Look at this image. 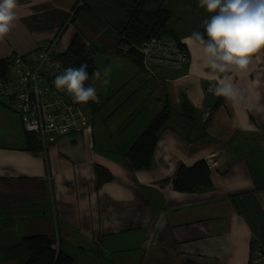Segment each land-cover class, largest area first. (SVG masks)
Masks as SVG:
<instances>
[{
    "label": "crops",
    "instance_id": "crops-1",
    "mask_svg": "<svg viewBox=\"0 0 264 264\" xmlns=\"http://www.w3.org/2000/svg\"><path fill=\"white\" fill-rule=\"evenodd\" d=\"M141 1L17 0L0 61L35 53L63 28L61 51L80 31L93 61L103 62L96 70L111 71L96 87L91 76L99 106L87 109L90 133L37 152L25 149L17 113L0 102V264H25L20 242L31 235L58 238L72 264H248L253 244L264 242V49L246 70L219 72L189 39L211 16L199 0H143L145 10L171 12L168 29L190 59L181 70L153 66L151 74L117 53L129 48L119 39L126 12ZM225 81L237 101L216 94ZM182 96L193 124L177 115ZM165 104L172 113L152 165L134 171L123 156ZM200 160L211 188L175 192L176 169ZM97 167L112 179L98 183Z\"/></svg>",
    "mask_w": 264,
    "mask_h": 264
},
{
    "label": "built area",
    "instance_id": "built-area-1",
    "mask_svg": "<svg viewBox=\"0 0 264 264\" xmlns=\"http://www.w3.org/2000/svg\"><path fill=\"white\" fill-rule=\"evenodd\" d=\"M59 35L60 31L27 57L11 56L7 60L6 77L0 78V102L12 106L23 131L35 135L42 148L59 137L90 133L86 104L74 103L53 83L64 70L59 57L63 52L58 48ZM135 49L142 57L143 69L151 74L153 66L176 71L190 63L189 54L172 36L151 38ZM204 116L208 117L209 113ZM51 248L58 251V238L54 237ZM263 248V242L253 244L248 264L262 263Z\"/></svg>",
    "mask_w": 264,
    "mask_h": 264
},
{
    "label": "trees",
    "instance_id": "trees-1",
    "mask_svg": "<svg viewBox=\"0 0 264 264\" xmlns=\"http://www.w3.org/2000/svg\"><path fill=\"white\" fill-rule=\"evenodd\" d=\"M142 1L139 6L127 10V18L121 29L120 37L122 38L121 42L128 44L129 48L124 54L120 50L117 51L119 55H123L133 65L141 69L143 68L142 57L135 47L140 46L143 42L151 38H157L162 35L172 36L167 26L171 12L162 6L155 10H145ZM62 29L63 28L60 30ZM198 32L203 33L206 38L205 31L199 30ZM83 41L84 37L82 33L78 31L73 36L66 50L59 54V57L63 62L64 69L79 67L81 64H86L90 79L95 71L92 57L93 51L92 49H88ZM7 60L8 59L0 61V78L6 77ZM87 85H89V80L86 81V86ZM86 105L92 112L99 106V102L94 103L89 101ZM171 113V108L165 104L162 111L153 118L147 128L144 129L125 152L123 158L132 170H148L151 167L153 151L159 133L166 129ZM177 115L190 124L195 122V110L184 96L180 99ZM24 143L27 151L37 152L42 149L39 139L33 134L25 133ZM96 175L98 183L109 182L112 179V176L103 168L97 167ZM171 185L172 189L178 193L191 194L209 190L211 188V180L207 163L200 160L189 167L180 165L175 171L171 180ZM53 243V236L31 235L23 237L20 245L22 246V251H24L27 256L25 264H72L73 261L67 254L61 250L57 252L52 250L51 246Z\"/></svg>",
    "mask_w": 264,
    "mask_h": 264
},
{
    "label": "clouds",
    "instance_id": "clouds-1",
    "mask_svg": "<svg viewBox=\"0 0 264 264\" xmlns=\"http://www.w3.org/2000/svg\"><path fill=\"white\" fill-rule=\"evenodd\" d=\"M199 5L209 14L205 20V33L195 32V39L202 46L211 68L226 72L235 68L244 71L251 58L264 49V0H199ZM17 0H0V42L11 31L17 19ZM59 67V66H58ZM96 70L93 75L100 79L110 73ZM89 80L87 65L64 69L53 81L57 90L68 94L74 103L99 102L96 89L86 86ZM108 83V79H104ZM216 94L237 101L239 93L226 81L216 88Z\"/></svg>",
    "mask_w": 264,
    "mask_h": 264
},
{
    "label": "rangeland",
    "instance_id": "rangeland-1",
    "mask_svg": "<svg viewBox=\"0 0 264 264\" xmlns=\"http://www.w3.org/2000/svg\"><path fill=\"white\" fill-rule=\"evenodd\" d=\"M120 32H121V31H120ZM120 32H119V39H120ZM168 36H170V35H168ZM172 37H173V36H172ZM83 42H84V44H86L85 39H84ZM120 42H121V40H120ZM138 47H139V46H138ZM138 47H135V48H138ZM127 50H128V49H127ZM127 50H125L124 53H125ZM117 51H118V50H117ZM120 51H122V50H120ZM122 52H123V51H122ZM93 54H94V52H93ZM93 63H94V66H95V71H96V68H98V69H102L103 62H102L101 59L95 58L94 61H93ZM95 71H94V72H95ZM153 71H154V70H152L151 72L153 73ZM93 78H95V77H93ZM99 81L101 82V78H100V79H96V78L93 79L94 87H96L95 84L97 85V84L99 83ZM89 85H91V78L89 79ZM86 109H88L87 105H86ZM86 111H88V110H86ZM13 252L16 253L17 255H20V254H21V250L18 249V247H15V249H13ZM13 252L10 251L11 254H13ZM0 259H2V258H0Z\"/></svg>",
    "mask_w": 264,
    "mask_h": 264
}]
</instances>
